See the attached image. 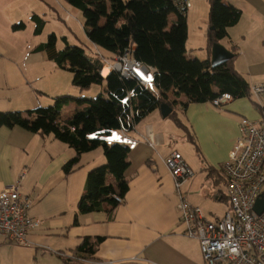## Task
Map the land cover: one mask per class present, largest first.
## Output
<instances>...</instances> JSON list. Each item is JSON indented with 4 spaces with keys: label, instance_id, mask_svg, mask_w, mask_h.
Listing matches in <instances>:
<instances>
[{
    "label": "crops",
    "instance_id": "crops-1",
    "mask_svg": "<svg viewBox=\"0 0 264 264\" xmlns=\"http://www.w3.org/2000/svg\"><path fill=\"white\" fill-rule=\"evenodd\" d=\"M189 1L186 21L194 6V0ZM224 1L240 9L241 15L219 43L233 53L234 68L249 86L264 84V0ZM39 3L43 6L41 15L37 0H0V112L25 114L58 95L85 91L72 84V73L60 68L44 48V17L70 14L68 7L57 0L56 6L46 0ZM39 26L41 30L37 31ZM206 44L207 38L202 48L205 57L200 60L208 56ZM99 52L109 58L105 57L107 61L102 64V68L108 67L101 73L105 77L115 55ZM185 56L190 58L187 49ZM210 56L211 50L209 60ZM151 91L156 92L153 85ZM179 100L184 102L186 98L181 95ZM81 107L76 102L64 105L59 119L64 122ZM156 109L129 131L137 142L130 143L119 130L106 135L110 134L111 144L129 146L124 171L128 190L116 206L104 202L102 208L89 213H79L77 202L86 188L88 171L106 161L98 147L93 162L82 161L81 154L77 168L65 173L63 165L75 154L67 143L18 125L1 126L0 191L25 170L20 194L32 200L28 214L40 224L29 231L26 245L0 236V264H78L66 261L57 252L75 254L85 238L94 264H203L198 241L185 235L173 179L163 160L172 151L181 153L194 171L182 189L189 202L199 206L208 218L207 212H212L205 207L212 199L224 198L217 189L221 184L220 167L238 134V120L256 119L258 111L247 96L231 99L220 108L209 101L190 102L185 107L176 104L174 110L183 125L178 126L160 110L157 116L152 115ZM100 137L110 144L105 136ZM106 181L114 184L111 175Z\"/></svg>",
    "mask_w": 264,
    "mask_h": 264
},
{
    "label": "trees",
    "instance_id": "trees-1",
    "mask_svg": "<svg viewBox=\"0 0 264 264\" xmlns=\"http://www.w3.org/2000/svg\"><path fill=\"white\" fill-rule=\"evenodd\" d=\"M64 1L80 11L85 35L97 49L113 55L127 52L129 57L155 70L153 86L156 92L134 79L122 77L117 71H110L103 77L102 58L95 53L88 55L82 46L69 45L64 38L65 46L57 49L56 36L51 33L44 48L60 68L72 73V84L87 90L92 85L104 83L106 95L86 98L63 94L54 97L51 105L28 110L25 114L0 112V127L18 125L42 135L52 134L71 146L75 154L63 165L65 173L77 168L83 152L97 147L103 149L106 161L88 171L86 188L77 202L79 213H89L102 208L104 202L116 206L128 190L124 171L128 166L129 146L107 144L100 136H106L111 130L131 131L161 103L172 108L168 116L176 125L183 126L174 110L176 104L185 107L190 102H211L222 93H229L232 99L252 98L250 86L235 70L233 59L212 67L208 58L211 46L225 38L227 28L240 18V9L232 4L208 0V56L200 60L185 56L186 12L182 14L175 0ZM172 12L176 20L168 27L167 16ZM129 91L133 94L129 95ZM128 95L126 104H122V99ZM181 95L186 98L184 102L177 101ZM70 102L82 107L62 122L60 111ZM107 175L113 177L114 184L106 181ZM90 250L88 238H85L78 252L90 253Z\"/></svg>",
    "mask_w": 264,
    "mask_h": 264
},
{
    "label": "built area",
    "instance_id": "built-area-1",
    "mask_svg": "<svg viewBox=\"0 0 264 264\" xmlns=\"http://www.w3.org/2000/svg\"><path fill=\"white\" fill-rule=\"evenodd\" d=\"M175 3L182 14L190 7L189 0H175ZM109 65L111 71L119 72L126 79H134L151 90L154 68L129 57L127 52L115 55ZM249 91L258 118H239L238 134L227 159L221 164L223 195L229 203V209L221 218L210 220L199 206L189 202L182 187L193 178L194 171L181 153L172 151L163 160L173 179L176 208L185 235L198 241L203 264H264V205L259 213L255 210L257 200L261 197L264 201V84H252ZM129 95L122 99V104H126ZM231 99L229 93H222L210 103L220 108ZM120 133L130 143L137 142L128 135L129 131L120 130ZM148 143L153 144L152 141ZM24 175L25 170L0 191V236L19 245H26L29 231L40 224L39 219L28 214L32 200L20 194ZM57 254L72 263H96L87 252Z\"/></svg>",
    "mask_w": 264,
    "mask_h": 264
},
{
    "label": "rangeland",
    "instance_id": "rangeland-1",
    "mask_svg": "<svg viewBox=\"0 0 264 264\" xmlns=\"http://www.w3.org/2000/svg\"><path fill=\"white\" fill-rule=\"evenodd\" d=\"M37 1L39 4L38 8L41 10L40 12V15H41V13L43 12V9H42L43 6L41 8V4L39 3L40 0H37ZM191 1L193 2V0ZM46 2H48L51 5L56 6L54 3V0H46ZM57 2H60L61 5H65L66 7H68L67 11L70 14H67L65 12H62V13L60 12V18H56L54 15H51L50 19H48L47 17H44L46 19V26L44 27L45 29L43 32L45 36L44 39L47 41L48 36L51 33H55V35L58 38L57 43H56V46H57L56 48H59V49L63 48L67 42L69 45L82 46L86 50V53L88 55H91V53H95L97 56L102 58L103 61H107V59H105L106 56L103 54L105 56L103 57L101 54L102 52L101 51H100L101 53L99 52L100 49L98 50L94 45H92L88 41L85 35V30L83 29L84 27L83 18L81 16L80 11L70 6L64 0H57ZM42 3L46 5L45 2H42ZM208 11H209V3L207 0H194V6L189 11V14H190L189 20L186 21L187 33L189 34L186 39V49L188 52V56L190 58L203 59L205 57L202 51V48L204 47L205 40H206ZM175 20H176V14L173 12L170 13L167 16L168 27L171 24H173ZM199 37H201V39ZM62 38H64L66 42L63 41ZM114 60H115V56L110 61V64ZM77 94H80V96L86 97V98H94L98 94L104 95L105 94L104 83H102L101 85L99 84L92 85L88 90L82 91L81 93H78L75 90H73L72 93H70V95H74V96ZM52 103H53L52 100H47L46 102L43 103L42 106H48V105H51ZM158 111L159 110L156 109V111L153 112L152 115L157 116ZM168 119H171V118L168 117ZM111 133H113L112 135H114L115 133H118V131L112 130L110 134ZM109 135L107 137L105 136V139L111 144L112 140L109 137ZM97 149L95 148V149H91L87 151V153H89L87 154L88 156H86L85 153H82V161L87 160V161L93 162L94 159L98 156L97 155L98 152H96V150L99 151V153H101L102 157L104 158V154L102 153V150H101L102 148L98 147ZM101 164H98L96 166H99ZM217 189L220 190L222 194H225V189L223 185L219 184ZM212 203L211 202L209 203L211 205V206L209 205L210 207L209 206L205 207L206 210H209L210 212H212V214L208 212L206 214L208 218L212 220L215 219L216 217L221 218L225 214V212L229 209V203L225 196L221 200L212 199Z\"/></svg>",
    "mask_w": 264,
    "mask_h": 264
},
{
    "label": "water",
    "instance_id": "water-1",
    "mask_svg": "<svg viewBox=\"0 0 264 264\" xmlns=\"http://www.w3.org/2000/svg\"><path fill=\"white\" fill-rule=\"evenodd\" d=\"M212 28V27H210ZM233 57V53L224 47L221 43L216 42L211 46L210 65L212 67L220 65ZM160 113L163 117L168 116L171 113V107L166 103H161L159 106ZM264 205L263 199L260 197L256 204L255 210L259 213Z\"/></svg>",
    "mask_w": 264,
    "mask_h": 264
},
{
    "label": "bare ground",
    "instance_id": "bare-ground-1",
    "mask_svg": "<svg viewBox=\"0 0 264 264\" xmlns=\"http://www.w3.org/2000/svg\"><path fill=\"white\" fill-rule=\"evenodd\" d=\"M103 68H105L108 71V67L107 66H104Z\"/></svg>",
    "mask_w": 264,
    "mask_h": 264
}]
</instances>
